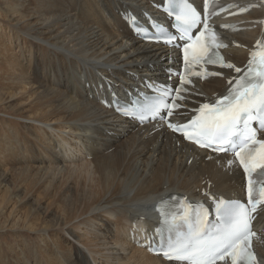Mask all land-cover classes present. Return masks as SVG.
Instances as JSON below:
<instances>
[{"label":"bare ground","instance_id":"1","mask_svg":"<svg viewBox=\"0 0 264 264\" xmlns=\"http://www.w3.org/2000/svg\"><path fill=\"white\" fill-rule=\"evenodd\" d=\"M158 1L0 0V264H183L140 247L142 233L158 228L154 204L175 194L213 206L211 197L244 198L229 156L100 104L101 94L111 102L146 81L176 84L167 71L179 69L177 51L134 37L121 15L160 16L151 4ZM223 1L248 10L221 30L226 60L244 72L263 35L264 6ZM216 71L186 87L182 123L243 73ZM83 167L97 177L90 184L71 178ZM254 228L264 264V209Z\"/></svg>","mask_w":264,"mask_h":264},{"label":"snow or ice","instance_id":"2","mask_svg":"<svg viewBox=\"0 0 264 264\" xmlns=\"http://www.w3.org/2000/svg\"><path fill=\"white\" fill-rule=\"evenodd\" d=\"M169 3L176 13L177 23L174 26L179 34H167L164 42L182 47L186 61L191 49L193 59L216 63L215 48L223 45L218 43L214 33L207 46L201 43L205 32H213L206 20L203 21L204 31L195 38L191 34L192 29L202 23L200 12L188 0H169ZM214 12L215 9L209 15ZM139 34L146 35L147 29H142ZM178 40L185 41V44H175ZM258 47L261 50L252 52L247 71L225 96L212 104H203L198 115L187 124L168 125L201 147L218 152L233 151L246 173L249 196L248 204L220 199L215 205V223L209 221V213L202 206L189 205L192 211H188L179 202L169 208L166 206L168 202L162 201V226L176 232L174 239L170 237L158 248L168 259L183 264H217V261L230 258L231 264H256L249 236L255 235L251 229L252 214L264 195V141L256 140V129L251 126L255 120L264 127V46ZM222 66L234 68L232 64ZM235 71L239 73L241 69L235 68ZM229 83L232 84V81ZM171 95L165 88L163 95L155 102L143 106L139 111L124 112V115H132L141 121L146 118L165 119L171 115L172 108L178 107L175 103H169ZM256 145L260 146L259 150Z\"/></svg>","mask_w":264,"mask_h":264},{"label":"rangeland","instance_id":"3","mask_svg":"<svg viewBox=\"0 0 264 264\" xmlns=\"http://www.w3.org/2000/svg\"><path fill=\"white\" fill-rule=\"evenodd\" d=\"M85 168H86V170H85ZM2 169V170H1ZM1 171L3 172L4 170H6L4 167H2V165H1ZM80 169V172H78L79 173V175L77 174V171L75 170V171H73L72 172V174L71 175H73V177H71V178H74V179H78V180H81V181H83V182H87V184H90V180H94L95 178H97V177H95V178H93V179H91V176H92V174L90 173V171H89V169L87 168V167H83V168H79ZM89 172H88V171ZM0 171V172H1ZM76 174V175H75ZM83 175V176H82ZM16 176L14 175V173H12L11 174V178H15ZM11 178H9L8 177V181H9V183H10V181H11ZM3 184V182L0 180V184ZM5 188L6 187H4V189H3V191L5 190ZM38 189V188H37ZM38 193V192H37ZM9 194L10 195H12L13 194V192H12V190H10V192L8 193V197H9ZM41 196V195H40Z\"/></svg>","mask_w":264,"mask_h":264}]
</instances>
